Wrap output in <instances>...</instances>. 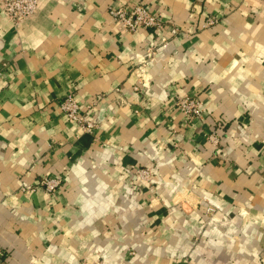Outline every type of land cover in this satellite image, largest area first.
Segmentation results:
<instances>
[{
    "label": "crops",
    "instance_id": "1",
    "mask_svg": "<svg viewBox=\"0 0 264 264\" xmlns=\"http://www.w3.org/2000/svg\"><path fill=\"white\" fill-rule=\"evenodd\" d=\"M137 1L40 0L15 23L0 0V264H264V2L141 0L179 28L159 44L108 14ZM184 94L204 108L189 123Z\"/></svg>",
    "mask_w": 264,
    "mask_h": 264
},
{
    "label": "built area",
    "instance_id": "2",
    "mask_svg": "<svg viewBox=\"0 0 264 264\" xmlns=\"http://www.w3.org/2000/svg\"><path fill=\"white\" fill-rule=\"evenodd\" d=\"M39 1L2 0V12L13 22L20 23L33 14ZM260 1L264 2V0ZM108 14L125 32L134 33L139 29L153 30L158 37L156 40L159 44H167L168 39L179 35V28L175 24L167 22L160 15L154 14L141 0L132 5L111 7L108 10ZM215 22V17L207 16L202 26H212ZM155 50L157 49L150 48L142 58L150 60ZM134 89L137 90L138 88L135 87ZM172 103L184 116L185 123L191 122L194 118H201L204 114L203 104L195 96L189 94L175 95L172 98ZM59 106L66 119L75 124L83 132L92 133L97 129V123L87 113L86 108H89V106L87 105L83 108L75 99L73 93L67 94ZM208 142L213 149L216 148L220 143L217 133L211 132L208 134ZM133 172L141 180L149 181L152 179V173L149 168H133ZM60 183L61 180L59 178L42 177L36 185L43 188L44 191L52 193ZM23 189L32 190L33 188L30 185H24ZM96 264L106 263L97 262Z\"/></svg>",
    "mask_w": 264,
    "mask_h": 264
},
{
    "label": "rangeland",
    "instance_id": "3",
    "mask_svg": "<svg viewBox=\"0 0 264 264\" xmlns=\"http://www.w3.org/2000/svg\"><path fill=\"white\" fill-rule=\"evenodd\" d=\"M210 208H212L213 210L212 209L210 210ZM204 215L206 216V223L208 222L210 225H213V224L219 222L216 218V209L214 207L210 206L209 204H207V205L205 204ZM129 252L130 253L128 254L129 257L127 258V260H130L131 257L134 255V252L132 250H129ZM181 258L178 259L177 263H175V264H188V259H189L188 256H184L182 258L183 259L182 262L180 263ZM97 262H104V261L99 259V258H96L94 260V264H96ZM122 263H123V261L121 260V262H116L113 264H122ZM106 264H109V263H106Z\"/></svg>",
    "mask_w": 264,
    "mask_h": 264
}]
</instances>
